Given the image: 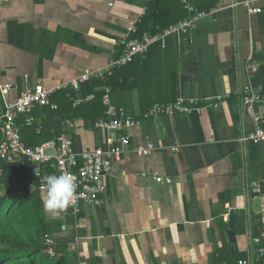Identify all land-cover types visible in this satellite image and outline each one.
Segmentation results:
<instances>
[{
  "label": "crops",
  "instance_id": "1",
  "mask_svg": "<svg viewBox=\"0 0 264 264\" xmlns=\"http://www.w3.org/2000/svg\"><path fill=\"white\" fill-rule=\"evenodd\" d=\"M254 1L249 8L246 0H191L206 15L118 74L120 91H111V102L138 124L122 133L130 145L105 177L101 205L82 206L77 216L44 211L59 221L55 238L75 239L69 248L75 264H261L255 239L262 232L264 143H238L255 128L246 114L245 88L264 94V0ZM151 2L0 0V117L6 85V100L15 102L38 85L57 93L74 89L75 81L81 88L104 80L99 74L120 48L113 40L129 36ZM254 8L259 12L252 13ZM153 9L158 26H173L186 15L180 0H163ZM88 73L92 77L81 82ZM178 98L215 101L219 107L143 118L154 105ZM34 110L22 115L26 124L34 122ZM18 124L28 145L55 139L52 122L44 132ZM63 125L76 136L80 152L109 149L121 135L81 118ZM148 142L157 148L151 154L141 152Z\"/></svg>",
  "mask_w": 264,
  "mask_h": 264
},
{
  "label": "built area",
  "instance_id": "2",
  "mask_svg": "<svg viewBox=\"0 0 264 264\" xmlns=\"http://www.w3.org/2000/svg\"><path fill=\"white\" fill-rule=\"evenodd\" d=\"M184 9L188 13V17L182 19L172 27L158 34H146L142 38L131 40H116L113 42L124 46L121 56L110 62L108 69L104 74H99L100 78H104L106 74L112 75L113 70L122 68L131 64L134 59L145 54L150 47L156 44L166 46V41L170 36H182L189 32L194 23L203 18L206 14L199 11L191 2V0H181ZM256 4L254 0H246L245 5L252 8ZM252 13L259 12L258 8L251 10ZM136 31V28L134 29ZM251 71L255 72L256 67L249 66ZM96 76V72L94 73ZM92 74H85L81 78L82 81H87L92 77ZM105 75V76H104ZM79 81H75L72 87L80 91ZM9 85L2 87V94L5 97V106L3 115L0 117V124L3 125L4 141L0 146V161H5L9 164H25L27 169L40 176L39 189L42 194L45 192V186L42 181L44 173L51 169L52 166L56 169L55 175H67L75 184L74 202L67 208L73 210L77 216L82 206L97 207L102 203V196L105 194L106 182L105 177L111 173L113 162L125 152V148L130 145V138L122 134L138 124L137 121L127 118L123 109L117 108L112 104L109 88L103 97L104 105L108 107L107 116L109 120H100L97 123L98 128L120 132L117 141L110 145L109 149L102 147L94 148L77 152L73 139L69 135H62L54 140L47 141L41 145L28 146L22 139L18 118L21 115L27 114L35 107L51 106V97L54 91L47 89L43 85H38L32 89H27L21 97L15 102L6 100V95L9 90ZM70 88V86H67ZM91 96L83 98L80 94L75 100V106L88 102ZM245 110L246 114L252 118L255 123V128L238 139L241 145L261 144L264 143V94L256 93L251 85L245 88ZM53 110H57V105L51 106ZM219 107L218 102L206 101L201 102L195 99L178 98L175 102L166 105H154L143 114V118L150 119L158 116H166L173 114H193L195 112ZM67 124H71L67 121ZM156 146L153 142H148L146 147L141 152L147 151L149 154L156 151ZM47 175V174H46ZM254 191L259 193L260 189L256 185ZM3 170L0 167V198L3 197ZM262 211L261 225L262 232L259 238L255 239L258 246L257 261L264 264V193L261 195ZM61 210L66 213V209ZM64 214V213H63ZM61 215V214H58ZM48 246L47 253L55 256L53 250L54 239L46 237L45 241ZM239 264H249L247 261H240Z\"/></svg>",
  "mask_w": 264,
  "mask_h": 264
},
{
  "label": "trees",
  "instance_id": "3",
  "mask_svg": "<svg viewBox=\"0 0 264 264\" xmlns=\"http://www.w3.org/2000/svg\"><path fill=\"white\" fill-rule=\"evenodd\" d=\"M162 1L153 0L145 17L136 24V31H134V28L129 36L121 40L127 41L142 38L146 33L158 34L172 27H168L169 25L167 24L166 26H158V23L152 19L154 14L153 6L159 5ZM180 4L181 8L186 12L183 17L185 18L188 15L187 11L184 9L181 0ZM183 18L178 19L175 24ZM119 46L117 56L111 61L121 56L124 46ZM131 64L114 69L113 74H106L107 77L104 80L95 79L90 83H85L80 88V91L66 89L55 93L51 97V106L57 105V110H53L51 106L43 108L37 106L32 112L35 116L34 122L26 124L22 115L19 116L17 122L24 123L23 129L29 128L34 129V131L41 129L42 132L47 131L50 128L49 123L52 122L55 124V131L52 137L56 139L64 134L69 135L74 141L76 150V142L78 140L74 134L70 135L71 133L66 131L63 122L67 125L68 120L73 122L81 118L95 128L100 120L108 121V107L103 104L105 89L109 88L112 92L114 90L120 91L117 82L118 74ZM123 87L122 90L125 91L126 85ZM79 94L83 98L88 96H92V98L88 102L75 106V100ZM117 108L120 109L121 107L117 106ZM42 117L44 118L43 123L39 125L38 119ZM0 130L2 131V133L0 132V138L2 134L0 139L1 146L4 141L3 125H1ZM0 167L3 170L4 191L3 197L0 198V264H75L72 254L69 252L70 245L75 239L73 237L55 238L53 226L56 225L59 230L61 228L60 224L57 223L59 221L49 220L45 215L43 196L39 189L40 176L27 169L25 164H9L5 161H0ZM46 174H56L54 166L47 170ZM46 174L44 173L43 175ZM68 212L74 214L70 208L66 209V213ZM63 213L65 212H59L61 215ZM47 236L54 239L52 246L55 256L47 253L48 246L45 243Z\"/></svg>",
  "mask_w": 264,
  "mask_h": 264
},
{
  "label": "clouds",
  "instance_id": "4",
  "mask_svg": "<svg viewBox=\"0 0 264 264\" xmlns=\"http://www.w3.org/2000/svg\"><path fill=\"white\" fill-rule=\"evenodd\" d=\"M42 181L45 186L43 206L46 212L56 216L74 202L75 184L69 176L49 174L43 176Z\"/></svg>",
  "mask_w": 264,
  "mask_h": 264
},
{
  "label": "water",
  "instance_id": "5",
  "mask_svg": "<svg viewBox=\"0 0 264 264\" xmlns=\"http://www.w3.org/2000/svg\"><path fill=\"white\" fill-rule=\"evenodd\" d=\"M228 223H229V236L232 240H234L236 237L235 228L237 224V211L235 209L229 211Z\"/></svg>",
  "mask_w": 264,
  "mask_h": 264
},
{
  "label": "rangeland",
  "instance_id": "6",
  "mask_svg": "<svg viewBox=\"0 0 264 264\" xmlns=\"http://www.w3.org/2000/svg\"><path fill=\"white\" fill-rule=\"evenodd\" d=\"M83 207H84V206H83ZM69 214L72 215V216L74 215V214H71L70 212H68V213L65 214V215H69ZM74 216H75V215H74ZM55 229H56V228H55ZM72 248H73V247H72ZM73 249H74V248H73Z\"/></svg>",
  "mask_w": 264,
  "mask_h": 264
}]
</instances>
